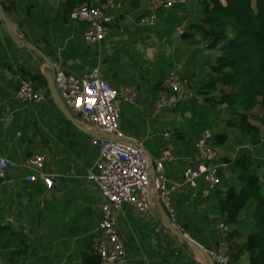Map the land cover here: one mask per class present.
<instances>
[{
	"label": "crops",
	"instance_id": "crops-1",
	"mask_svg": "<svg viewBox=\"0 0 264 264\" xmlns=\"http://www.w3.org/2000/svg\"><path fill=\"white\" fill-rule=\"evenodd\" d=\"M100 1L114 4L115 19L105 40L100 45H89L98 50L93 65V59L83 50V21L62 18L66 0H0L5 17L0 16V156L11 161L7 181L0 187V256L4 264H81L85 255L94 251L102 217L99 189L87 177L99 156V148L91 142L87 130L69 120L54 101L47 100L36 112L22 110L15 98L19 70L26 72L30 81L39 74L45 78V66L57 57L67 70L76 74L95 67L104 73L101 59L105 55L112 57L110 78L102 75L114 87L132 84L144 88L137 89L136 104L145 122L139 123L134 107L122 104V109L123 106L131 109L126 119L140 125L129 127L122 114L121 130L127 136L126 141L132 138L143 146L150 160L161 155L165 131L187 124H177L172 118L166 120L167 112L176 115L171 111L154 117L149 98L144 97L148 91L145 79L154 77L159 62L168 72L180 62L175 49L172 52V37L159 38L155 29L137 23L151 0ZM188 5L193 11L192 4ZM22 42L35 45L40 53ZM147 48L153 49L155 56H149ZM196 62L183 61L182 71L194 78L199 76L200 65ZM148 68H153L151 73H147ZM32 83L39 86L42 81L36 78ZM158 136L162 137V143L157 141ZM177 143L170 147L179 159L167 164L168 176L173 180L184 177L193 166L187 158L196 153L191 144L185 147L181 141ZM34 153L45 157L43 170L53 180L51 188L41 179L30 182L25 178L27 171L22 164ZM229 172L224 171L223 177ZM225 181L222 179L219 186L222 191L231 182ZM197 183L174 197L177 218H189L196 224L209 222L212 228L213 215L204 202L209 200L210 191L201 179ZM195 189L199 197L194 196ZM205 208L208 219L202 217ZM125 209L126 215L119 219L126 249L124 264H206L203 250L183 240L165 224L158 205L154 206L156 216L147 220L137 217L131 207ZM247 211L239 215L236 227L241 233L252 224V212ZM174 227L182 230L178 224ZM157 228L161 230L156 231ZM241 262L246 264L247 259L244 257Z\"/></svg>",
	"mask_w": 264,
	"mask_h": 264
},
{
	"label": "trees",
	"instance_id": "trees-1",
	"mask_svg": "<svg viewBox=\"0 0 264 264\" xmlns=\"http://www.w3.org/2000/svg\"><path fill=\"white\" fill-rule=\"evenodd\" d=\"M81 1L66 0L62 18L70 20L71 12ZM197 4L200 8L197 14L188 13L192 11L188 4H175L160 11L155 25L145 26L146 29H155L159 38L168 39L174 36L176 27L182 25L183 33L178 36L181 46L193 47L201 41H207L206 48L220 49L205 80L195 87L194 96L169 109L185 117L187 124L185 127L169 128L173 138L171 143L164 142V146L178 144V140L185 147L190 144L194 146L206 128L212 130L217 147L229 143L231 134L225 129L217 130L218 121L212 118L218 112L228 114L224 127L234 129L239 134L236 142L229 144L238 149V154L234 158H222L228 164L222 173L230 171L234 183L223 191L219 187L210 191L209 200L204 199L213 215L210 222L213 227L209 228V222L196 224L185 217L177 218V224L205 248H214L222 239L218 225L223 222L229 227V264H242L244 257L247 259L246 264H264V160L259 158L256 148L261 138H264V0H198ZM147 12L140 14L138 19ZM85 28L86 23L83 22ZM83 50L84 54L93 59L94 65L97 47L93 49L83 39ZM111 60L113 58L108 55L101 59L102 74L107 78H110ZM157 67L154 77L145 79L148 91L144 97L146 100L149 98L151 111L163 81L171 71L168 72L161 62ZM152 69L148 68L147 73H151ZM19 71L23 78H27L26 72L22 69ZM181 74L191 80L188 73ZM36 78L42 81L41 85L47 86L42 74L32 76V81ZM137 89L142 91L144 88L138 85ZM199 96H202L201 100ZM48 100L53 102L51 97ZM136 105L127 107H134V115L142 124L145 116L138 112L140 107ZM124 106L122 114L125 122L131 128H138L140 124L126 119L131 109H125L127 107ZM257 107L259 111H256ZM162 137L158 136L157 141L162 143ZM237 182L240 183L238 187L235 185ZM246 208L252 212V224L246 228V232L241 233L236 226L240 213ZM202 215L208 219L206 208ZM81 264H100L99 255L91 251L85 255Z\"/></svg>",
	"mask_w": 264,
	"mask_h": 264
},
{
	"label": "built area",
	"instance_id": "built-area-1",
	"mask_svg": "<svg viewBox=\"0 0 264 264\" xmlns=\"http://www.w3.org/2000/svg\"><path fill=\"white\" fill-rule=\"evenodd\" d=\"M188 3L189 0H151L148 12L141 15L137 23L140 26L155 25L162 9ZM114 8L113 3L82 0L73 9L70 17L86 23L83 39L87 45H100L105 40L115 19ZM182 33V27L177 26V36ZM43 71L53 74L56 89L65 106L87 130L91 142L99 148V156L87 177L96 184L101 197L99 237L93 244L100 264L125 263L126 249L119 230V219L126 215L127 206L134 210L137 217L147 220L156 216L154 206L160 204L170 222L176 226L177 212L173 202L176 195L189 186L196 187L199 179L204 182L208 191L221 185L222 171L228 164L222 160L218 147L214 144L211 129H204L194 142L196 153L187 158L193 166L186 170L181 180H173L168 176L167 164L174 163L179 157L170 146H165L158 158L150 160L140 144L130 139L125 140L127 136L121 130L122 104L136 105L138 90L135 85L114 87L102 75L99 67L81 75L76 74L67 70L57 57L49 61ZM193 85L192 80L176 70L170 71L153 103V115H161L165 110L188 101L194 94ZM50 97L47 86H36L29 79L20 76L15 98L19 100L22 110L36 112ZM163 137L165 142L171 143L172 132L165 131ZM44 163V155L34 153L24 160L22 167L27 171L26 180L33 182L41 179L46 187L51 188L53 180L44 172ZM10 165L8 158L0 156V187L7 181ZM196 190L194 196L199 197ZM218 227L222 233L218 245L205 248L200 244L199 247L206 255V264L230 262L231 252L227 239L229 227L223 222ZM0 264H4L1 256Z\"/></svg>",
	"mask_w": 264,
	"mask_h": 264
},
{
	"label": "rangeland",
	"instance_id": "rangeland-1",
	"mask_svg": "<svg viewBox=\"0 0 264 264\" xmlns=\"http://www.w3.org/2000/svg\"><path fill=\"white\" fill-rule=\"evenodd\" d=\"M197 3H198V0H190L189 1V4H192V6H193V11H192L193 14H197V13L200 12V8H199V5ZM181 27L184 30V27L182 25H181ZM171 44L174 45L173 48H172V52L175 49V54L179 55V61H180L178 63V65H176V68H174L173 70H176L179 74H181L182 72H184V71H182V69H183V61L186 63V61H188V59L190 60L191 58H193L195 61H197L196 63H198V65H200V66H198L196 64L198 66V69H200V71H199L200 75L199 76L198 75L195 76V78L191 77V80L194 83L193 87H194V92H195V87L197 86V84L200 83V82H203V80H205V78H206V76H207V74L209 72L208 69L210 70L211 64H213L215 58L219 55L220 49L211 50V49L206 48L207 41H203V42L201 41L200 43L196 44L193 47L181 46L180 40H178V38H177L176 29H175V34L172 37V43ZM160 45H156V46L160 47ZM147 51L149 52V56H155V53H154L153 49L147 48ZM158 54L159 53H157V55ZM193 54H194V57H192ZM193 59H191V60H193ZM206 61H209V62H206ZM201 69L202 70L204 69V71H201ZM182 76L185 77V75H182ZM193 96H194V94L190 97V99ZM199 99L201 100L202 96H199ZM259 110H260V108L257 107L256 111H259ZM165 111H170V110H165ZM159 116L160 115H157V116H154V117H159ZM165 118H166V120H168L170 118H172L174 120L176 119L177 122L176 121L175 122L177 124H180V123L184 124L185 122H187V119L185 117H182L181 115L180 116L179 115H175L174 116V114L169 113V112H167L165 114ZM212 118H213V120L216 119L218 121L217 130L225 129V131H227L228 133L231 134V140L229 141V143H227V144L225 143L224 145L218 146V150H219V152L221 154V158H224V157L234 158L238 154V149L236 147H231V145H229V144L235 143L237 138L239 137V134L234 129L225 128L224 127V125H225L224 122L228 118V114L227 113L218 114V112L217 113L215 112V114L212 116ZM256 148L258 150L259 158L261 160H264V138L263 137L261 138L260 144ZM229 173H230V175H228L227 177L226 176L223 177L224 174L222 173L223 174L222 175V179L227 180L225 182H228V179H229V181H231L232 184H233L234 182L232 180V173L231 172H229ZM231 182H229V184H227V186H230ZM235 185L238 187V186H240V183L237 182V183H235ZM227 186H225V188H227ZM248 209L249 208H246L245 210L247 211ZM247 212H249V211H247ZM245 215H247V213Z\"/></svg>",
	"mask_w": 264,
	"mask_h": 264
},
{
	"label": "water",
	"instance_id": "water-1",
	"mask_svg": "<svg viewBox=\"0 0 264 264\" xmlns=\"http://www.w3.org/2000/svg\"><path fill=\"white\" fill-rule=\"evenodd\" d=\"M0 16L2 18H5L4 17V14H3V10H2V6H1V3H0ZM23 45L37 51L40 53L39 49L29 43V42H22ZM45 78H46V82H47V86L49 88V92H50V95H51V98L53 99V101L56 103V105L58 106V108L62 111V113L69 119L71 120L72 122H74L75 124H78L77 121L75 120L74 116L72 115V113L68 110V108L65 106L64 102L62 101L57 89H56V86H55V83H54V76L53 74L50 72V71H46L45 72ZM79 125V124H78ZM127 139V138H125ZM130 140L132 141H135V143L139 144L138 141L132 139V138H129ZM142 149H143V146H141ZM158 207L160 208V212H161V216L163 217V221L165 222V224L173 231V232H176L183 240H185L186 242H188L189 244L195 246V247H200V244L195 242L194 240H192L189 236H187L185 233H183L182 231L180 230H177L176 227H174V225L170 222L169 220V217L167 215V213L165 212V210L162 208V206L160 204H158Z\"/></svg>",
	"mask_w": 264,
	"mask_h": 264
}]
</instances>
